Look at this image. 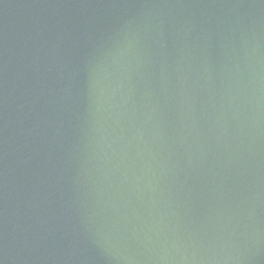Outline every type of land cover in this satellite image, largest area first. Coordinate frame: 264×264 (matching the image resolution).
Segmentation results:
<instances>
[{
	"label": "water",
	"instance_id": "95a60500",
	"mask_svg": "<svg viewBox=\"0 0 264 264\" xmlns=\"http://www.w3.org/2000/svg\"><path fill=\"white\" fill-rule=\"evenodd\" d=\"M0 264H264V0H0Z\"/></svg>",
	"mask_w": 264,
	"mask_h": 264
}]
</instances>
